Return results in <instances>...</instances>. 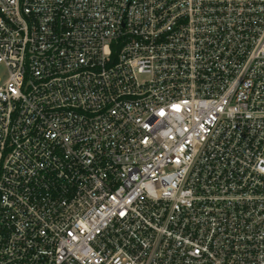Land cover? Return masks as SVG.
<instances>
[{"label": "built area", "instance_id": "1", "mask_svg": "<svg viewBox=\"0 0 264 264\" xmlns=\"http://www.w3.org/2000/svg\"><path fill=\"white\" fill-rule=\"evenodd\" d=\"M0 264H264V0H0Z\"/></svg>", "mask_w": 264, "mask_h": 264}, {"label": "rangeland", "instance_id": "2", "mask_svg": "<svg viewBox=\"0 0 264 264\" xmlns=\"http://www.w3.org/2000/svg\"><path fill=\"white\" fill-rule=\"evenodd\" d=\"M6 69L4 66H0V77H5Z\"/></svg>", "mask_w": 264, "mask_h": 264}]
</instances>
